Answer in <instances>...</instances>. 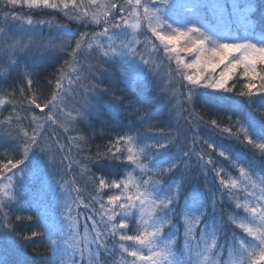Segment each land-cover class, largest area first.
<instances>
[{
    "label": "snow or ice",
    "instance_id": "6c2138e0",
    "mask_svg": "<svg viewBox=\"0 0 264 264\" xmlns=\"http://www.w3.org/2000/svg\"><path fill=\"white\" fill-rule=\"evenodd\" d=\"M47 10L84 30L73 35L67 24L33 18ZM45 25L58 35H36ZM33 51L55 62L46 92L27 65L21 69ZM0 63L7 65L0 85L13 73L20 81L11 91L0 87L6 240L46 241L57 259L40 255L39 264H264V120L254 114L264 116V0H0ZM105 65L116 68L130 96L102 87ZM158 101L170 106V120L182 117L191 127L152 124L148 105ZM105 105L132 118L93 150L99 133L80 126L92 128ZM225 108L244 120L221 118ZM201 126L250 155L202 139ZM193 156L203 182L191 176ZM27 174L47 185L45 208L54 201L55 216L39 204L31 215L23 210L31 206L20 196Z\"/></svg>",
    "mask_w": 264,
    "mask_h": 264
},
{
    "label": "trees",
    "instance_id": "16d2710c",
    "mask_svg": "<svg viewBox=\"0 0 264 264\" xmlns=\"http://www.w3.org/2000/svg\"><path fill=\"white\" fill-rule=\"evenodd\" d=\"M36 19L53 20V17H50V16L45 17L42 14H38V15H36ZM256 19L259 20V14H257ZM53 21L55 23L65 24L56 18H54ZM69 23L72 25L73 22L68 21L66 24L68 25ZM71 25H68V28ZM75 26L77 28L81 27L80 25H78L76 23H75ZM54 28L52 27V28H50V32H46L44 29V26H42L41 30L43 32H41V34H40V33H38V29H37L36 35L46 37V38L49 36L55 37L58 35L59 32L57 33L58 29L56 28V33H55L53 31ZM83 30L84 29L81 27V31H83ZM66 39H72V37L69 36ZM40 55L41 54L39 52L33 51V55L28 54L25 57V58H27V57L28 58H27V60L26 59L25 60L27 61L26 62L27 68H28V65H30L32 67V63H33V73L35 74L36 79H38L40 81L39 88H41L43 91L46 92L47 91V85L45 84V78L51 79L52 74L56 70L55 66H54L55 62L48 60V59H41ZM62 55H64V54H62ZM38 59H40V61H37ZM61 63H62V61H61ZM26 64L21 63V69H23V67ZM5 67H6V64L0 63V72H3L5 70ZM104 68L108 69L109 74L104 76V78H103L104 84L102 85V87L109 88V90L111 92H114L116 96H130L131 90H129L124 83H121L115 79V77L117 75L116 68L109 67L108 65H105ZM164 70L165 69L162 66L161 71L163 72ZM0 78H3V77H0ZM176 83H177V87H179V80L178 79L176 80ZM237 87H239V85ZM37 95H39V92H37ZM132 98L135 99L134 96H132ZM102 99L106 102V105L112 103L109 96H104V97H102ZM238 99H243V98H238ZM106 105L103 108L104 115L102 116V118L100 120L93 122L92 128H88L84 125L80 126L81 130L84 131L88 135H91L93 131L99 133V135L96 136L91 142V147L93 148V150H95V148L97 146L102 147L104 144H106L108 137H110V136L114 137L117 134L121 133L122 130H126L127 123L132 118L128 114V112H125L123 110H121L120 112H114L111 109H109ZM117 107H121V106L118 105ZM148 107L153 110V119H152L151 123L152 124H159V125L163 126L166 131H168V130H171V131L179 130L181 132H186L187 129H189L191 127V125H188L182 117H176L175 115H173L172 119L170 120L169 119L170 106H166L164 103H161L158 101L154 107H153V105H148ZM257 107H259V106L257 105ZM261 110H264V109H261ZM197 111H199L201 113V115H204L205 119L208 118L209 114H206L204 111H202L199 108V106L197 107ZM8 113H6V115H8ZM21 114H23V113H21ZM214 114H215V112L212 113V115H214ZM254 114L256 115L258 120H264V116H260L259 111L255 112ZM183 115L186 116L187 113H184ZM220 116H221V118H223L224 116H232V122L236 121L237 119H239L241 121L244 120V117L242 114H240L239 112L233 113L232 111H228L227 108H225L223 111L220 112ZM125 117H127V119ZM188 136H189V138L191 137L190 132L188 133ZM200 137L202 139L211 138L212 140H214L215 142L217 141L218 143L231 144L237 150L243 151L246 154L250 155V153H248V151H247V148L243 147L242 145L237 144L234 140L229 139L227 136L221 135L217 132H213L210 129L204 128L203 126H201ZM60 138H61L62 142H66L64 140V137L62 134L60 135ZM181 139L183 140V137H181ZM201 147H203L204 150L207 151L206 146H202V145L197 146V151H200ZM212 158L214 160H223V158H220L215 154H213ZM191 163L193 165L192 170H191L192 178L196 182H203L205 177L200 174V169L197 167V160H196L195 156L192 157ZM223 166L225 168H228L229 172H231L232 175H234V176L236 175V172L233 169L229 168L227 162H223ZM49 171H51L53 177H55L56 169L55 168H53L52 170L49 169ZM27 175H30V174H27ZM32 177H33V183L35 184V185H33V205H31L29 207L28 203H23V204H25L24 208H25L26 213H27V211H30L32 214L34 212H36V210H37L36 206L39 204L41 207V210H46L49 212L50 215L54 216L55 212L57 211L54 201L51 203V205L49 207L45 208L46 205H49V202L51 200V197L47 191V185H46L45 192L41 191V188H40V191L35 192L34 190H35L36 184L41 185V183L38 182L33 175H32ZM21 179H25V178L22 177ZM207 179L209 182H211V179H212L211 174H209ZM29 188H31V186H29ZM90 191H91V187H89L85 191V193H84L85 197L88 196V192H90ZM20 196L22 198V202H28V201L24 200V197L21 194V192H20ZM224 207H227V205H225ZM60 209H61V207L58 210L60 211ZM82 211H84V210H82ZM32 223L34 224L35 221H33ZM21 229H23L24 232H28L31 230V226L30 225L29 226L20 225L17 230L19 231ZM129 243H131V242H129ZM0 244L7 248L5 250V258L7 260L6 261H4V260L0 261V264H18V262H19V264H24V262H27V264H39L40 255H43L45 257H49L53 261H55L57 259V257L53 256L51 249L46 247V244H47L46 241L44 243H37V244H31V243H25V242H20V243L16 244V243H13L11 241V239L6 240L3 236V234L0 233ZM0 248L2 249L3 247L0 246ZM107 264H118V260H114L112 258H109L107 261Z\"/></svg>",
    "mask_w": 264,
    "mask_h": 264
},
{
    "label": "rangeland",
    "instance_id": "374dc122",
    "mask_svg": "<svg viewBox=\"0 0 264 264\" xmlns=\"http://www.w3.org/2000/svg\"><path fill=\"white\" fill-rule=\"evenodd\" d=\"M20 9H18V11H19ZM23 11H25V12H27L28 10L27 9H23ZM38 14H42V15H44L45 17H47V16H50V17H53V20H54V18H56V19H58V20H60V21H62L63 23H67L68 22V20L67 19H65V18H63L61 15H59V14H57V13H55V12H53L52 10H47V11H45L44 13H39V12H37V13H35L34 15H33V18L34 19H36V15H38ZM68 25H71L70 23L68 24ZM54 28V27H53ZM42 27H40L39 29H38V33H40L41 34V32H43L42 30ZM44 29H45V31L46 32H50V28L46 25V26H44ZM68 30L74 35L75 33H77V32H79V31H81V27H79V28H77L76 26H75V23L73 22L72 23V25L68 28ZM55 33H56V27L54 28V30H53ZM59 32V29H58V31H57V33ZM71 37V36H70ZM29 55H33V52L32 53H30ZM28 58V57H27ZM27 58H23L22 59V61H21V63H23V64H26V60H27ZM26 59V60H25ZM37 61H40V59H38ZM3 64V63H2ZM27 65V64H26ZM6 67H7V65H6ZM6 67H5V69H6ZM28 70L29 71H31V72H33V63H32V67L30 66V65H28ZM220 71V69H217V72H219ZM0 79H2V78H0ZM18 83H20V81H19V79L16 77V74L15 73H13V79H9V80H7V82L5 83V84H3V85H0V87H2L3 89H5V90H8V91H11L12 90V87H14L16 84H18ZM37 94V93H36ZM3 95V92H0V96H2ZM4 108H6L7 109V111H4V113H3V115H5L6 116V113H8V112H10L12 109H11V106L10 105H5L4 106ZM18 110H19V108H18ZM45 111H47V110H45ZM217 142V141H216ZM218 143V142H217ZM44 162L45 163H47V158L45 157V159H44ZM62 167V166H61ZM49 169H53V168H49ZM27 178H26V177ZM25 176H23L25 179H21L20 178V184H21V194L23 195V197H24V200L25 201H28V202H31V205H33V185H35L34 183H33V177H32V174H30V175H25ZM40 185V184H39ZM38 184H36V186H35V192H37V191H40V188L42 189L43 188V190H41V191H43V192H45V190H46V184H44L43 186L42 185H40L39 186ZM29 186H31V188H29ZM24 206H25V204H23V210L25 211V208H24ZM60 211L62 212L63 211V208H62V206H61V209H60ZM26 212V211H25ZM26 214H29V215H31L32 213L30 212V211H27V213ZM55 216V215H54ZM0 246L1 247H4L3 245H1L0 244ZM0 250H1V248H0ZM0 260H4V261H6L7 259L2 255V254H0Z\"/></svg>",
    "mask_w": 264,
    "mask_h": 264
},
{
    "label": "bare ground",
    "instance_id": "6f19581e",
    "mask_svg": "<svg viewBox=\"0 0 264 264\" xmlns=\"http://www.w3.org/2000/svg\"><path fill=\"white\" fill-rule=\"evenodd\" d=\"M7 248L6 247H3L2 249H1V251H0V254H2L4 257H5V250H6ZM0 261H2V260H0Z\"/></svg>",
    "mask_w": 264,
    "mask_h": 264
}]
</instances>
